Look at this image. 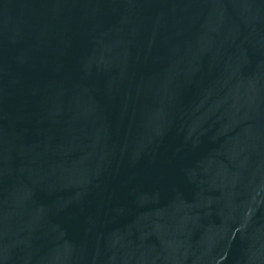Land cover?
<instances>
[{"label": "water", "instance_id": "obj_1", "mask_svg": "<svg viewBox=\"0 0 264 264\" xmlns=\"http://www.w3.org/2000/svg\"><path fill=\"white\" fill-rule=\"evenodd\" d=\"M0 264H264V0H0Z\"/></svg>", "mask_w": 264, "mask_h": 264}]
</instances>
